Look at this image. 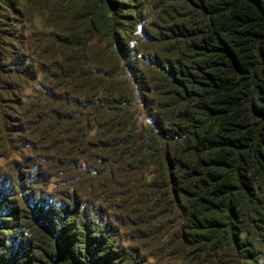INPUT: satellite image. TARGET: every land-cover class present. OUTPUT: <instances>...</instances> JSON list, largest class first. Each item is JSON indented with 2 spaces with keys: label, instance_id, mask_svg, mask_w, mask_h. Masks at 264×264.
Returning <instances> with one entry per match:
<instances>
[{
  "label": "trees",
  "instance_id": "obj_1",
  "mask_svg": "<svg viewBox=\"0 0 264 264\" xmlns=\"http://www.w3.org/2000/svg\"><path fill=\"white\" fill-rule=\"evenodd\" d=\"M124 2L57 1L66 35L44 42L17 39L20 2L0 0V83L25 131L67 162L96 152L177 221L186 264H264V0H155L142 25ZM28 205L0 189V264H136L74 211Z\"/></svg>",
  "mask_w": 264,
  "mask_h": 264
},
{
  "label": "rangeland",
  "instance_id": "obj_2",
  "mask_svg": "<svg viewBox=\"0 0 264 264\" xmlns=\"http://www.w3.org/2000/svg\"><path fill=\"white\" fill-rule=\"evenodd\" d=\"M57 1L60 0H19L8 18L16 38L24 41L35 37L45 42L46 39L54 41L59 34L65 36L66 27L57 15ZM133 1L131 6L124 2L125 7L135 8L142 25L151 19L155 0ZM70 3L80 10L85 0H70ZM136 26L138 30L139 21ZM32 92L25 90L24 94ZM18 99L19 95L0 83V189L3 194L11 201L24 204L28 211H31L29 201L44 208H55L60 214L65 208L74 211L68 215L109 231L115 245L130 262L186 264L180 256L187 246L181 241V227L173 217H163L153 208L137 203L134 189L127 188L125 178L117 174L110 178L107 162L96 152L91 160L80 156L67 162L40 147L25 131L16 113L14 103ZM187 256L189 260L194 257ZM213 258L209 255L207 262Z\"/></svg>",
  "mask_w": 264,
  "mask_h": 264
}]
</instances>
